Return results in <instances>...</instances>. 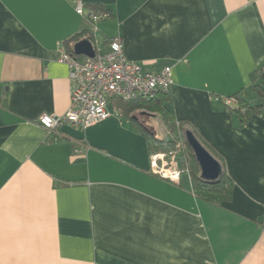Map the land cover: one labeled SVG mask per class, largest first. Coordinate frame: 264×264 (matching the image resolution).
<instances>
[{
  "label": "crops",
  "instance_id": "0c3cea01",
  "mask_svg": "<svg viewBox=\"0 0 264 264\" xmlns=\"http://www.w3.org/2000/svg\"><path fill=\"white\" fill-rule=\"evenodd\" d=\"M82 1L111 18L0 0V264H264V0ZM116 37L128 60L172 68L167 127L221 163L226 199L197 197L190 172L153 174L159 114L111 101L86 130L39 125L71 105L61 50L89 38L105 54ZM233 96L259 114L241 121Z\"/></svg>",
  "mask_w": 264,
  "mask_h": 264
},
{
  "label": "built area",
  "instance_id": "2783aa9c",
  "mask_svg": "<svg viewBox=\"0 0 264 264\" xmlns=\"http://www.w3.org/2000/svg\"><path fill=\"white\" fill-rule=\"evenodd\" d=\"M76 12L97 23L111 18L106 10L86 12L82 0H76ZM60 62L70 68L71 105L63 116L43 114L38 123L46 131L64 125L86 130L110 117L109 102L153 101L160 93L168 94L172 85V68L152 70L127 59L123 40L114 38L105 54L95 52L94 57L77 55L73 50H61ZM236 104V99L226 100ZM151 170L156 176L178 182L184 172L179 158L170 152H152Z\"/></svg>",
  "mask_w": 264,
  "mask_h": 264
},
{
  "label": "trees",
  "instance_id": "16d2710c",
  "mask_svg": "<svg viewBox=\"0 0 264 264\" xmlns=\"http://www.w3.org/2000/svg\"><path fill=\"white\" fill-rule=\"evenodd\" d=\"M254 89L259 96L264 97V73L262 74L261 84L256 85ZM231 98L236 99V108L233 110L238 114L240 120L243 122H247L253 115L259 114L261 110L260 106L251 107L245 105L237 96H233ZM129 104L130 112L134 110H147L149 112L159 114L161 119L166 123L168 127L172 128V126H176V120H174L173 112L170 109L171 100L169 97V93H160L156 100L153 101H135ZM148 138L151 145L153 146L152 148L156 150H169L174 145L173 141L167 139H159L153 136H149ZM181 160H183V157H179V162ZM190 160L191 170H189L188 168H182L187 169L190 172L195 195L199 198L211 202L226 199L230 187L227 177L223 175L219 181L207 182L200 177L199 169L195 160ZM183 161H181L180 163H182V165L184 166Z\"/></svg>",
  "mask_w": 264,
  "mask_h": 264
},
{
  "label": "water",
  "instance_id": "95a60500",
  "mask_svg": "<svg viewBox=\"0 0 264 264\" xmlns=\"http://www.w3.org/2000/svg\"><path fill=\"white\" fill-rule=\"evenodd\" d=\"M73 52L77 55L95 56V48L89 38L77 42L73 46ZM184 135L186 143L193 153L199 168L200 177L207 182L219 181L223 176L221 163L206 150L192 131L186 130L184 131Z\"/></svg>",
  "mask_w": 264,
  "mask_h": 264
},
{
  "label": "rangeland",
  "instance_id": "374dc122",
  "mask_svg": "<svg viewBox=\"0 0 264 264\" xmlns=\"http://www.w3.org/2000/svg\"><path fill=\"white\" fill-rule=\"evenodd\" d=\"M152 121H150L149 126L151 130H155L157 131V133H155L156 135L162 137L163 139H167L170 141L174 142V145L172 146V148H170L169 150H165V149H158V150H153L152 152H167V153H174L177 155V157H183V164L180 163V166L183 168H188L189 170H191L190 167V159H194L193 153L191 152V150L189 149L186 140H185V135H184V131H178L177 129L173 130L168 128L166 123L163 122L161 120V118L159 116H155L153 117V119H151ZM180 161V162H181ZM196 162V161H195ZM199 169V168H198ZM200 174V172H199Z\"/></svg>",
  "mask_w": 264,
  "mask_h": 264
},
{
  "label": "flooded vegetation",
  "instance_id": "af4514ba",
  "mask_svg": "<svg viewBox=\"0 0 264 264\" xmlns=\"http://www.w3.org/2000/svg\"><path fill=\"white\" fill-rule=\"evenodd\" d=\"M136 121H138V122H139V118H138V117L136 118Z\"/></svg>",
  "mask_w": 264,
  "mask_h": 264
}]
</instances>
